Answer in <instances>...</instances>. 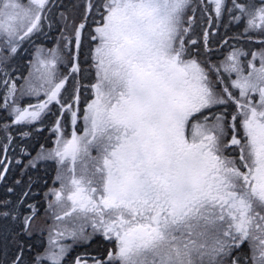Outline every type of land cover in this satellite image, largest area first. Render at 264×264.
<instances>
[{
    "label": "snow or ice",
    "instance_id": "snow-or-ice-1",
    "mask_svg": "<svg viewBox=\"0 0 264 264\" xmlns=\"http://www.w3.org/2000/svg\"><path fill=\"white\" fill-rule=\"evenodd\" d=\"M0 184V264H264V0H0Z\"/></svg>",
    "mask_w": 264,
    "mask_h": 264
},
{
    "label": "trees",
    "instance_id": "trees-1",
    "mask_svg": "<svg viewBox=\"0 0 264 264\" xmlns=\"http://www.w3.org/2000/svg\"><path fill=\"white\" fill-rule=\"evenodd\" d=\"M225 25H227V18H225L224 20H222L221 21V28H224V26ZM229 28H232V29H238L239 31H240V29L238 28V27H236L235 25H232V26H230ZM219 32H220V30H219ZM220 34V33H219ZM230 43H231V41H230ZM210 46H212L213 48H216L217 47V45H216V43L215 42H213ZM27 58L28 57H25V59H23L22 61H20V63L22 64V65H24V70H23V74L26 76L27 75V67H26V65H27ZM84 82V81H83ZM87 82V81H86ZM82 93H83V91H82ZM50 134H49V132L46 130L45 131V136H49ZM51 139H55L54 137H52L51 136ZM19 158V157H18ZM54 175V172H51L50 173V176L51 177H54L53 176ZM51 178L49 179V183H48V186L47 187H51ZM2 184H0V195H2L3 194V192H2ZM47 187H45L44 188V191H46L47 190Z\"/></svg>",
    "mask_w": 264,
    "mask_h": 264
},
{
    "label": "bare ground",
    "instance_id": "bare-ground-1",
    "mask_svg": "<svg viewBox=\"0 0 264 264\" xmlns=\"http://www.w3.org/2000/svg\"><path fill=\"white\" fill-rule=\"evenodd\" d=\"M237 32H239V30L237 28L236 29L228 28V30H227V36L234 35ZM219 33H220L219 34L220 36H225V27L224 28H220V32Z\"/></svg>",
    "mask_w": 264,
    "mask_h": 264
},
{
    "label": "rangeland",
    "instance_id": "rangeland-1",
    "mask_svg": "<svg viewBox=\"0 0 264 264\" xmlns=\"http://www.w3.org/2000/svg\"><path fill=\"white\" fill-rule=\"evenodd\" d=\"M46 43V46H49V47H51V46H53V45H51L50 43H48V42H45ZM28 70V69H27ZM63 70V69H62ZM90 82H94V81H92V80H89V81H84V83H90ZM82 91H83V89H82ZM91 95V93H89V96ZM83 100H84V95H83V93H82V103H81V106L83 107ZM78 128H79V125H78ZM52 137H54L55 138V136L53 135ZM93 155H95V152H93ZM54 175H55V173H54ZM53 175V176H54ZM51 187H52V185H51ZM56 187H59V185L57 184L56 185Z\"/></svg>",
    "mask_w": 264,
    "mask_h": 264
}]
</instances>
